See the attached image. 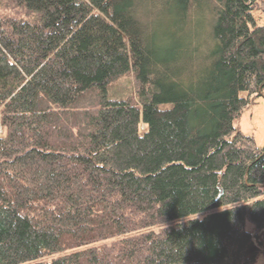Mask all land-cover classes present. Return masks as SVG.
<instances>
[{
  "label": "trees",
  "instance_id": "16d2710c",
  "mask_svg": "<svg viewBox=\"0 0 264 264\" xmlns=\"http://www.w3.org/2000/svg\"><path fill=\"white\" fill-rule=\"evenodd\" d=\"M255 9L0 0V264H254L264 146L235 122L264 89ZM130 69L138 99L111 97Z\"/></svg>",
  "mask_w": 264,
  "mask_h": 264
},
{
  "label": "rangeland",
  "instance_id": "374dc122",
  "mask_svg": "<svg viewBox=\"0 0 264 264\" xmlns=\"http://www.w3.org/2000/svg\"><path fill=\"white\" fill-rule=\"evenodd\" d=\"M258 23L264 24V14L259 10H253ZM108 94L115 98L138 99L137 77L134 69L119 75L108 84ZM246 95V92L242 93ZM238 129L246 134L255 136L257 143L264 146V89L263 94H257L251 98L242 114L235 122ZM251 227L252 224L249 223ZM254 264H264V255L260 254Z\"/></svg>",
  "mask_w": 264,
  "mask_h": 264
},
{
  "label": "water",
  "instance_id": "95a60500",
  "mask_svg": "<svg viewBox=\"0 0 264 264\" xmlns=\"http://www.w3.org/2000/svg\"><path fill=\"white\" fill-rule=\"evenodd\" d=\"M259 94H263V91H262V86L259 88V91H258Z\"/></svg>",
  "mask_w": 264,
  "mask_h": 264
},
{
  "label": "built area",
  "instance_id": "2783aa9c",
  "mask_svg": "<svg viewBox=\"0 0 264 264\" xmlns=\"http://www.w3.org/2000/svg\"><path fill=\"white\" fill-rule=\"evenodd\" d=\"M259 233H260L261 235H264V229H261V230L259 231Z\"/></svg>",
  "mask_w": 264,
  "mask_h": 264
},
{
  "label": "crops",
  "instance_id": "0c3cea01",
  "mask_svg": "<svg viewBox=\"0 0 264 264\" xmlns=\"http://www.w3.org/2000/svg\"><path fill=\"white\" fill-rule=\"evenodd\" d=\"M261 240H262V242H263V244H264V238H261ZM262 255H264V253H261Z\"/></svg>",
  "mask_w": 264,
  "mask_h": 264
}]
</instances>
